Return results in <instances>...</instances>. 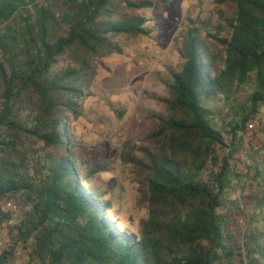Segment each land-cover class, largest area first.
Listing matches in <instances>:
<instances>
[{
  "label": "trees",
  "instance_id": "trees-1",
  "mask_svg": "<svg viewBox=\"0 0 264 264\" xmlns=\"http://www.w3.org/2000/svg\"><path fill=\"white\" fill-rule=\"evenodd\" d=\"M156 3L0 0V233L16 232L0 264H14L16 246L31 249L32 264H264V170L247 166L258 187L249 192L239 169L248 124L264 106V0H216L231 14L220 8L216 25L186 26L185 62L170 69L168 95L156 98L166 114L151 116L139 145L123 142L122 161L147 203L137 231L91 184L111 162L76 151L71 121L82 115L97 65L123 51L118 37L152 35L143 11ZM248 83L255 89L233 108L228 141L215 104ZM245 198L255 209L240 242L231 217L244 212ZM13 200L23 209L16 225L6 209Z\"/></svg>",
  "mask_w": 264,
  "mask_h": 264
},
{
  "label": "rangeland",
  "instance_id": "rangeland-1",
  "mask_svg": "<svg viewBox=\"0 0 264 264\" xmlns=\"http://www.w3.org/2000/svg\"><path fill=\"white\" fill-rule=\"evenodd\" d=\"M220 8L225 14H231L230 9L220 7L216 0H157L154 8L143 11L151 20L152 35L118 37L123 51L109 54L97 65V77L83 104L82 115L71 121L79 157L91 162H111L110 171L96 174L91 184L110 201L112 215L132 230H138L141 220L148 216V210L147 203L142 200L143 186L137 180L134 167L122 161L123 142L139 145L155 122L151 116L166 114L165 106L156 98L168 95L166 81L170 69L180 70L185 62L180 49L186 26L191 24L190 19L204 21L209 18L216 25ZM254 89L253 83L245 84L231 100L215 104L216 112L221 113L216 116L215 123L226 140L232 138L229 125L234 118L233 108L244 104ZM253 121L256 128L247 129L244 151L239 154L245 162V167L240 165L239 169L249 192L258 187L252 178L254 170L246 174L247 166L264 170V106ZM241 202L244 212L237 211L231 217L233 231L240 242L245 240L251 227L247 217L255 209L252 198ZM14 205H17L16 209ZM6 209L13 211L11 225L18 224L23 217L22 207L13 200ZM15 236L16 232L6 226L0 233V249L14 246ZM33 262L30 248L16 246L14 264Z\"/></svg>",
  "mask_w": 264,
  "mask_h": 264
},
{
  "label": "built area",
  "instance_id": "built-area-1",
  "mask_svg": "<svg viewBox=\"0 0 264 264\" xmlns=\"http://www.w3.org/2000/svg\"><path fill=\"white\" fill-rule=\"evenodd\" d=\"M256 127H255V122L253 121V122H250L249 124H248V129H250V130H254ZM15 209V208H14Z\"/></svg>",
  "mask_w": 264,
  "mask_h": 264
}]
</instances>
